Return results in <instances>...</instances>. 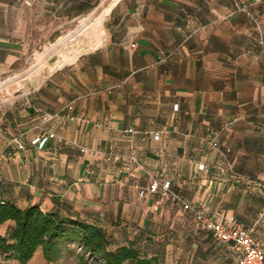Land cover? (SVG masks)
Masks as SVG:
<instances>
[{
  "label": "crops",
  "instance_id": "crops-1",
  "mask_svg": "<svg viewBox=\"0 0 264 264\" xmlns=\"http://www.w3.org/2000/svg\"><path fill=\"white\" fill-rule=\"evenodd\" d=\"M99 2L0 0V201L97 225L161 264H236L171 195L264 238V0H117L87 43L34 63L38 22L60 30ZM166 180L170 195L149 190ZM82 256L67 242L25 264Z\"/></svg>",
  "mask_w": 264,
  "mask_h": 264
},
{
  "label": "trees",
  "instance_id": "trees-1",
  "mask_svg": "<svg viewBox=\"0 0 264 264\" xmlns=\"http://www.w3.org/2000/svg\"><path fill=\"white\" fill-rule=\"evenodd\" d=\"M6 221L14 225L8 238L0 237V251L6 255L0 264H7L8 260L25 264L37 249L46 262L52 263L59 259L67 242L76 243L83 254L78 264H87L86 258L99 264H161L131 246L112 248L106 232L97 225L44 213L37 206L18 209L0 201V224Z\"/></svg>",
  "mask_w": 264,
  "mask_h": 264
},
{
  "label": "built area",
  "instance_id": "built-area-1",
  "mask_svg": "<svg viewBox=\"0 0 264 264\" xmlns=\"http://www.w3.org/2000/svg\"><path fill=\"white\" fill-rule=\"evenodd\" d=\"M241 9L245 11V7ZM157 137L158 134H154ZM54 138L52 133H43L31 141L32 145L42 148L45 143ZM215 147V143H211ZM18 149H23V145H18ZM170 182L153 181L149 186L151 192H159L160 195H170ZM183 211L191 215L195 227L198 230L207 232L219 243L229 246L235 253L236 264H264V248L260 240L252 234V229L242 227L233 216H226L221 212L207 214L199 208L184 202L181 198L171 195Z\"/></svg>",
  "mask_w": 264,
  "mask_h": 264
},
{
  "label": "rangeland",
  "instance_id": "rangeland-1",
  "mask_svg": "<svg viewBox=\"0 0 264 264\" xmlns=\"http://www.w3.org/2000/svg\"><path fill=\"white\" fill-rule=\"evenodd\" d=\"M116 1L117 0H100L99 4L91 14L63 27L60 30H55L56 25L53 22H38V25H40V31L36 30L33 38L36 40V44L33 45L34 49L32 51L34 63L42 64L49 52H53V54L59 53L64 48L73 46L75 41H79V43L83 42V44L87 43L90 39L89 36L101 28V24L108 12L107 9ZM101 2L102 5L100 6ZM30 69L31 68H28L27 71H30ZM257 238L264 245V238L259 236ZM87 264L99 263L97 261L89 260L87 261Z\"/></svg>",
  "mask_w": 264,
  "mask_h": 264
},
{
  "label": "bare ground",
  "instance_id": "bare-ground-1",
  "mask_svg": "<svg viewBox=\"0 0 264 264\" xmlns=\"http://www.w3.org/2000/svg\"><path fill=\"white\" fill-rule=\"evenodd\" d=\"M93 21V20H92ZM87 23V22H86ZM96 34V33H95Z\"/></svg>",
  "mask_w": 264,
  "mask_h": 264
}]
</instances>
